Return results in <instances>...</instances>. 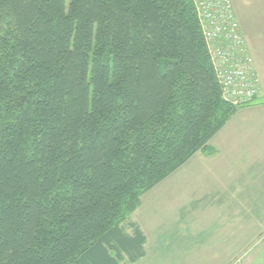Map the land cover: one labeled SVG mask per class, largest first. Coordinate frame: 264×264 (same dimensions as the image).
Returning a JSON list of instances; mask_svg holds the SVG:
<instances>
[{
	"label": "trees",
	"instance_id": "trees-1",
	"mask_svg": "<svg viewBox=\"0 0 264 264\" xmlns=\"http://www.w3.org/2000/svg\"><path fill=\"white\" fill-rule=\"evenodd\" d=\"M239 107L192 0H0V264L138 261L142 196Z\"/></svg>",
	"mask_w": 264,
	"mask_h": 264
},
{
	"label": "crops",
	"instance_id": "crops-1",
	"mask_svg": "<svg viewBox=\"0 0 264 264\" xmlns=\"http://www.w3.org/2000/svg\"><path fill=\"white\" fill-rule=\"evenodd\" d=\"M231 2L260 78V94L239 107L212 137L211 152L197 151L142 196L130 217L147 238L145 255L125 264H173L163 256L172 244L169 219L178 224L176 249L193 252L176 264H216L214 256L204 262L195 256L208 250H221L219 263L226 264L234 259L235 249L249 250L238 264H264V0ZM215 219L224 225L244 219V228L238 227L234 238L232 228L217 232Z\"/></svg>",
	"mask_w": 264,
	"mask_h": 264
},
{
	"label": "built area",
	"instance_id": "built-area-1",
	"mask_svg": "<svg viewBox=\"0 0 264 264\" xmlns=\"http://www.w3.org/2000/svg\"><path fill=\"white\" fill-rule=\"evenodd\" d=\"M223 99L234 105L252 103L260 78L231 0H192Z\"/></svg>",
	"mask_w": 264,
	"mask_h": 264
},
{
	"label": "rangeland",
	"instance_id": "rangeland-1",
	"mask_svg": "<svg viewBox=\"0 0 264 264\" xmlns=\"http://www.w3.org/2000/svg\"><path fill=\"white\" fill-rule=\"evenodd\" d=\"M171 190L175 191V189H171ZM175 210H177V209H175ZM133 220L134 219H132L131 217L129 218V221L135 222ZM243 220L244 219H234V220H229V221L226 220V223H225L226 225H224L222 223L221 219H215L214 223H215V227H216L217 232L232 228L233 237L236 238L237 232L239 231L238 227L244 228V224L242 222ZM167 221H168L169 225L173 228L171 233L168 232V234H167L168 242H172V244L170 246H166L163 249V256L170 259L173 264H176V260L179 257H182V260L190 259V255H191V253H193L191 250L186 248L180 252L176 249L177 248L176 240H177L178 236L180 235L179 232L177 231V229H178L177 222L175 220H173V222L175 223L173 225L172 220L169 219ZM183 222H184V227H185L186 221L184 219H183ZM179 228H182V227H179ZM154 253L157 255L158 250H156ZM221 253H222L221 250H208V251H200V252L198 251V252H196L195 256H200V258L203 262H204V260H207L209 258V256H211V257L214 256V258L212 260L213 261L215 260L216 264H220L218 258H220ZM231 253H233L234 259L232 261H229L226 264H238L237 260H239L240 258H243V256H245L247 253H249V250H241V249L236 250L235 249ZM216 259H218V260H216Z\"/></svg>",
	"mask_w": 264,
	"mask_h": 264
}]
</instances>
